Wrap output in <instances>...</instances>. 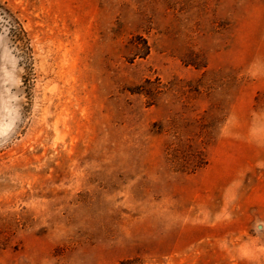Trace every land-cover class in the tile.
<instances>
[{"label":"rangeland","instance_id":"obj_1","mask_svg":"<svg viewBox=\"0 0 264 264\" xmlns=\"http://www.w3.org/2000/svg\"><path fill=\"white\" fill-rule=\"evenodd\" d=\"M0 264H264V0H0Z\"/></svg>","mask_w":264,"mask_h":264}]
</instances>
